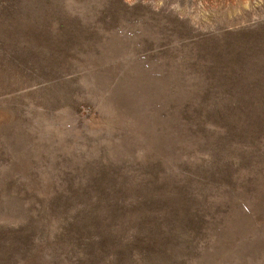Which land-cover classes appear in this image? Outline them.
I'll return each instance as SVG.
<instances>
[{"label": "rangeland", "instance_id": "374dc122", "mask_svg": "<svg viewBox=\"0 0 264 264\" xmlns=\"http://www.w3.org/2000/svg\"><path fill=\"white\" fill-rule=\"evenodd\" d=\"M0 264H264V0H0Z\"/></svg>", "mask_w": 264, "mask_h": 264}]
</instances>
